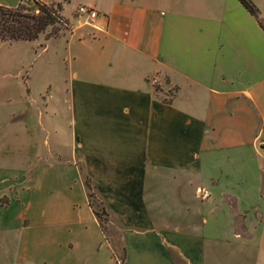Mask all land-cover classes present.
<instances>
[{"label": "crops", "instance_id": "1", "mask_svg": "<svg viewBox=\"0 0 264 264\" xmlns=\"http://www.w3.org/2000/svg\"><path fill=\"white\" fill-rule=\"evenodd\" d=\"M251 1L262 26L238 0L78 1L101 29L72 24L47 99L11 113L44 139L14 168L9 264L113 263L85 179L123 264H264V0Z\"/></svg>", "mask_w": 264, "mask_h": 264}, {"label": "rangeland", "instance_id": "2", "mask_svg": "<svg viewBox=\"0 0 264 264\" xmlns=\"http://www.w3.org/2000/svg\"><path fill=\"white\" fill-rule=\"evenodd\" d=\"M48 1L50 0L46 2ZM78 1L68 0L62 3L60 13L65 24L56 23L59 26L56 35L44 38L45 32L50 30L48 26L38 38L29 42L0 40V142L7 143L3 149L0 146L4 151L0 150V222L3 224L11 223L15 214V204H7L21 179L14 168L29 161L32 147H42L44 139V132L34 128L33 119L19 120L18 117H12L11 113L22 104H41L49 93L45 78L54 83L57 74L65 71L66 35L72 24H81L83 19L72 17ZM10 3L11 0H0L1 5ZM24 3L25 11H36L31 0H24ZM154 85L161 96L168 97L172 92V86L164 82H154ZM93 206L98 210L101 206L96 198H93ZM100 217L102 220L104 216L101 214ZM103 225L104 233L113 248V264H121L120 229L107 221ZM14 243L15 235L10 228L0 231V264H9L13 260Z\"/></svg>", "mask_w": 264, "mask_h": 264}, {"label": "trees", "instance_id": "3", "mask_svg": "<svg viewBox=\"0 0 264 264\" xmlns=\"http://www.w3.org/2000/svg\"><path fill=\"white\" fill-rule=\"evenodd\" d=\"M35 5L36 11L27 12L25 11L26 5L24 0H19L14 6H5L0 4V40L11 41V40H32L38 37L40 33H43L46 27H50V30L45 32L44 38L47 39L49 36L56 35L59 30V26L56 23L65 24L64 19L60 10H62V3L68 0H50L44 2L41 0H31ZM243 7L252 14L262 26V21L258 18V8L251 0H238ZM157 90V87L154 86ZM87 188L88 203L95 214L99 227L104 233L103 222L107 221L106 211L101 205L99 210L93 206V198H95L91 191V186L88 179L84 180ZM100 203V202H99ZM104 217L101 220L100 215ZM121 264L124 260V249H121L120 256ZM115 259L113 260V263ZM112 263V264H113Z\"/></svg>", "mask_w": 264, "mask_h": 264}, {"label": "built area", "instance_id": "4", "mask_svg": "<svg viewBox=\"0 0 264 264\" xmlns=\"http://www.w3.org/2000/svg\"><path fill=\"white\" fill-rule=\"evenodd\" d=\"M77 17H82V23L92 26L96 29H101V24L98 22L99 12L91 6L78 4L75 8Z\"/></svg>", "mask_w": 264, "mask_h": 264}]
</instances>
